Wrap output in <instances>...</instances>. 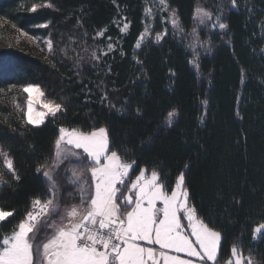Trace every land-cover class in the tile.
I'll use <instances>...</instances> for the list:
<instances>
[{
  "label": "trees",
  "instance_id": "trees-1",
  "mask_svg": "<svg viewBox=\"0 0 264 264\" xmlns=\"http://www.w3.org/2000/svg\"><path fill=\"white\" fill-rule=\"evenodd\" d=\"M159 1L0 0V20L52 42L44 59L0 50V68L10 67L8 75H0V91L12 89L9 96H16L15 102L0 101V149L19 177L0 158V208L13 212L0 222V237L12 231L34 199L49 198L43 172L53 162L60 128L106 127L111 150L126 163L134 161L128 185L142 168L147 174L155 170L170 193L184 173L190 205L222 232L217 264H226L234 244L243 256L264 264V236L252 238V229L264 222V0H236L235 6L224 0L220 23L226 28L218 24L202 35L208 49L195 70L188 48L194 13L219 5L165 0L163 7L178 21L174 29L154 7ZM120 23L128 25L123 32ZM157 34L163 35L159 42ZM29 84L39 86L45 101L63 106L39 126L25 121L20 88ZM170 112L176 115L168 127ZM68 166L65 161L56 173L61 200L73 191L62 181Z\"/></svg>",
  "mask_w": 264,
  "mask_h": 264
},
{
  "label": "snow or ice",
  "instance_id": "snow-or-ice-1",
  "mask_svg": "<svg viewBox=\"0 0 264 264\" xmlns=\"http://www.w3.org/2000/svg\"><path fill=\"white\" fill-rule=\"evenodd\" d=\"M160 2L165 4V0ZM235 4L233 0V6ZM31 10L36 11V5ZM150 12L146 9V14ZM204 17L210 19L211 14L203 12L201 24ZM219 19L217 17V21ZM171 23L173 27L179 26L175 13ZM127 27L125 24L121 31ZM219 27L225 29L226 25L219 23ZM144 35L139 38L137 48L141 47ZM160 38L157 34V42ZM108 47L111 49L112 45ZM48 48L52 49L51 41ZM92 58L99 59L95 52ZM23 91L28 94L27 124L39 126L46 116L55 117L62 111L60 103L43 102L44 93L39 86L29 84ZM36 104L44 111H36ZM175 115L174 112L168 114V127L172 126ZM59 131L53 162L47 165L49 170L43 172L49 182V198L34 199L32 208L12 231L0 237V264H217L222 232L201 218L196 207L190 205L184 173L177 177L170 194L155 170L149 177L142 168L129 187L126 178L134 161L126 163L118 150H111L106 127H94L88 132L61 127ZM0 158L18 180L9 154L0 149ZM85 159L91 162V167L84 165ZM65 161L71 165L65 170L71 171L67 182L79 188L80 203L61 207L62 193L56 173ZM87 173H90V187L94 191L85 187ZM120 186L127 188V193ZM65 198L74 199V195L69 193ZM158 202L162 207H157ZM125 208L128 210L122 211ZM12 215L13 212L0 208V222ZM182 220L187 221L186 226ZM252 234L253 240L264 236V222L255 226ZM171 253H183L195 260ZM226 264H253V260L243 256L234 244Z\"/></svg>",
  "mask_w": 264,
  "mask_h": 264
},
{
  "label": "rangeland",
  "instance_id": "rangeland-1",
  "mask_svg": "<svg viewBox=\"0 0 264 264\" xmlns=\"http://www.w3.org/2000/svg\"><path fill=\"white\" fill-rule=\"evenodd\" d=\"M215 1L219 6L214 8L213 10L211 8L207 9L206 7H205L206 9H204V7L201 6V7L197 8L195 13H194V28H193V31L191 33L190 39L188 41V44H189L188 48L192 52L191 66L194 70L196 69V62H197L198 56L207 52V49H208L206 41L201 40L202 35L207 36L208 33L213 31L221 21V14H222L221 8L223 6L224 0H215ZM157 5L158 6L154 5V7L155 8L160 7V9H161L160 11L163 13L164 12L166 13V15H167L166 20L168 21L169 25L171 27H173V25L171 23L173 13L168 11L165 7H163V5L161 4L160 1L157 3ZM148 9H150L151 12H150V14H146V16L150 20L153 17V14H152L153 7L148 8ZM203 12H209L211 14V18L208 19L207 17H204V23L201 24L200 18H201V15ZM217 17H220L219 21H217ZM124 25H125L124 23L123 24L120 23V25H119V26H121L120 29L123 28ZM147 27H148V24L146 25V28ZM173 28L176 29V27H173ZM147 35L148 34L145 33L143 41L146 40ZM160 36L162 37L163 35H160ZM160 39H159V41H160ZM49 41L50 40L48 38L32 37L30 35H27L26 33L17 30L15 27H13L11 24L5 22L4 20H0V50L1 49L7 50V49L12 48V49L20 51L22 53L30 54L33 57L44 59L51 52V50H49V48H48V42ZM154 41L157 42V36L154 37ZM193 46H195V51L193 50ZM8 72H10V67H6L3 69L0 68V75L6 76V75H8ZM24 87L20 88V90L25 94V114H26L28 94L23 91ZM11 91H12V89L8 92L0 91V101L2 103H8L12 100H13V102H15L16 96H13V98L9 96V93ZM43 102H47V101H45L43 99ZM34 107H35L36 111H44V109H42L39 104H36ZM25 121H26V115H25ZM59 135H60V131H59ZM84 165L86 166V164H84ZM70 167H71V165L66 167L62 171V181L65 182L68 187H70V186L73 187V191L71 193L74 195V199L66 200L65 197L68 196V195H66L63 200L60 199V203L63 202L62 204H60L61 207H63L66 204H72V203L79 204L80 203L79 188L76 186H72V185L68 184V182H67V177L71 175V171L69 170L66 172L65 170L70 169ZM77 170L79 171L80 169L78 168ZM146 175L150 177L151 173L150 174L146 173ZM89 176H90V173H89V175H88V173L85 175V179L88 181V184H86L85 187L88 188L89 191H94V189L90 187L91 177H89ZM120 187L122 188V186H120ZM129 187H130V185H129ZM125 193H127V191ZM65 201L68 203L65 204ZM157 207H162V205L159 204V202H158ZM180 215L182 216L183 213H181ZM54 219L58 220L59 217H54ZM182 223L185 226L187 225L186 220H182ZM139 243L144 244L143 241H140ZM151 246L156 247L158 249V246H156V245H151ZM171 254L180 255L181 258H188V259L195 260V258L186 257L185 254H183V253H179V254L171 253ZM253 264H255L254 261H253Z\"/></svg>",
  "mask_w": 264,
  "mask_h": 264
},
{
  "label": "crops",
  "instance_id": "crops-1",
  "mask_svg": "<svg viewBox=\"0 0 264 264\" xmlns=\"http://www.w3.org/2000/svg\"><path fill=\"white\" fill-rule=\"evenodd\" d=\"M44 177V176H43ZM45 179H46V181L48 182V180H47V178L46 177H44ZM48 184H49V182H48ZM125 210H128L127 208H125Z\"/></svg>",
  "mask_w": 264,
  "mask_h": 264
},
{
  "label": "built area",
  "instance_id": "built-area-1",
  "mask_svg": "<svg viewBox=\"0 0 264 264\" xmlns=\"http://www.w3.org/2000/svg\"><path fill=\"white\" fill-rule=\"evenodd\" d=\"M32 208V203H31V205H30V207H29V210Z\"/></svg>",
  "mask_w": 264,
  "mask_h": 264
},
{
  "label": "bare ground",
  "instance_id": "bare-ground-1",
  "mask_svg": "<svg viewBox=\"0 0 264 264\" xmlns=\"http://www.w3.org/2000/svg\"><path fill=\"white\" fill-rule=\"evenodd\" d=\"M59 137V136H58ZM32 203V202H31ZM31 203H30V205H31ZM29 210V209H28Z\"/></svg>",
  "mask_w": 264,
  "mask_h": 264
}]
</instances>
